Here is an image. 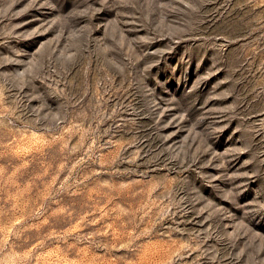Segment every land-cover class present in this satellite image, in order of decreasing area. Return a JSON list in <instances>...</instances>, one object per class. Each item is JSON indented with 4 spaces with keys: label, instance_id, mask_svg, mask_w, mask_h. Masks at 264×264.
Returning a JSON list of instances; mask_svg holds the SVG:
<instances>
[{
    "label": "rangeland",
    "instance_id": "obj_1",
    "mask_svg": "<svg viewBox=\"0 0 264 264\" xmlns=\"http://www.w3.org/2000/svg\"><path fill=\"white\" fill-rule=\"evenodd\" d=\"M0 264H264V0H0Z\"/></svg>",
    "mask_w": 264,
    "mask_h": 264
}]
</instances>
